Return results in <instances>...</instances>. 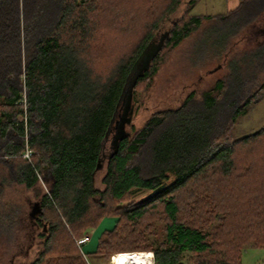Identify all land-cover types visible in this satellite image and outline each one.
Returning <instances> with one entry per match:
<instances>
[{"label":"trees","instance_id":"trees-1","mask_svg":"<svg viewBox=\"0 0 264 264\" xmlns=\"http://www.w3.org/2000/svg\"><path fill=\"white\" fill-rule=\"evenodd\" d=\"M197 2L0 0V223L9 188L40 199L42 245L29 264H113L134 252L152 253L154 264H244L248 249H264V127L229 138L264 90V0L208 17L188 10L174 21L162 51L212 19L225 26L221 47L252 27L257 49L211 89L133 125L104 156L135 62L181 6ZM160 53L138 78L132 105ZM103 223L110 227L83 254L76 240Z\"/></svg>","mask_w":264,"mask_h":264},{"label":"rangeland","instance_id":"rangeland-1","mask_svg":"<svg viewBox=\"0 0 264 264\" xmlns=\"http://www.w3.org/2000/svg\"><path fill=\"white\" fill-rule=\"evenodd\" d=\"M188 10L191 15L206 17L227 12L224 0H198L195 6L184 4L165 24L163 30L156 35L157 39L161 34L168 32L173 27L174 21L179 20ZM257 27L264 29V16L257 21ZM252 29L249 27L238 31L221 47L220 41L227 36L224 23L215 19L204 20L201 27L185 38L177 47L165 48L160 53L158 60L160 66L151 83L144 82L140 88L141 92L139 91L138 100L134 105L135 113L132 124L131 126L125 125L124 130L131 132L133 125L138 129L154 113L167 109H177L193 91L199 93L207 91L217 81L226 79L231 72L232 63H238L235 61L241 62L244 58L250 57L257 49L255 40L258 39V36ZM259 40L260 42L264 41V35ZM263 127L264 90L249 105L247 112L237 118L229 132V138L230 140H237L253 134ZM111 146L112 137L106 141L104 156L109 154ZM105 171L106 162L104 159L102 168L95 177L96 186L100 189L104 188L102 180ZM39 184L45 192L46 184L42 180ZM38 200L40 199L35 197L33 191L28 190L25 186L12 187L7 190L3 198V221L0 223V264H29L39 253L35 252L39 251L40 247L37 242L31 254L35 253L27 258L25 251L30 242L26 236V222L23 221L30 205L38 202ZM13 215L16 219L12 222L11 216ZM108 224L103 223L99 229L84 235V237L90 238V241L84 245L86 251H94L91 249L96 244V236L101 227L102 229L107 228ZM76 244L78 245V240H76ZM112 260L113 257L111 262ZM90 261L92 264H102L101 261L94 258H91ZM243 263L264 264V249H248L243 256Z\"/></svg>","mask_w":264,"mask_h":264},{"label":"water","instance_id":"water-1","mask_svg":"<svg viewBox=\"0 0 264 264\" xmlns=\"http://www.w3.org/2000/svg\"><path fill=\"white\" fill-rule=\"evenodd\" d=\"M170 39V32H165L161 34L160 38L157 39L155 37L152 42L146 47V49L142 52L138 60L135 62L125 85L122 97L120 102H123V108L124 113L119 118V121H116V134L114 135L112 139V149L116 148L118 149V138L123 139L125 135H129L130 132H127L124 130L125 125L131 126L133 121V114H134V105H132V92L134 90V86L138 80V78L143 74L144 70H147L150 68L152 61L158 56V54L162 51L164 46L166 45V42ZM113 118L112 123L114 122ZM109 134H107V138L109 139ZM102 168V163L100 162L97 167V171H99ZM166 188V185H162L156 190H154L152 193L148 194L145 198H143L142 201H145L147 199H150L154 197L155 195L161 193ZM42 212V208L40 206V203H36L35 211L32 213L33 217H38L40 213ZM118 264H122V261L119 260Z\"/></svg>","mask_w":264,"mask_h":264},{"label":"flooded vegetation","instance_id":"flooded-vegetation-1","mask_svg":"<svg viewBox=\"0 0 264 264\" xmlns=\"http://www.w3.org/2000/svg\"><path fill=\"white\" fill-rule=\"evenodd\" d=\"M123 110H124V108L122 106L120 109V112H119V118L121 117V115H123V113H124ZM118 121H119V119H118ZM39 201L40 200H38V202H35L32 205H30L26 216L23 217V221L25 220V222H26V225H25L26 236L30 242L29 246L27 247V250L25 251L27 258H29L35 252H39V251H35L34 253L31 254V252H33L37 242L39 243L38 246L41 247V245H42V240L39 238V233H40V225H39V219H38L39 217H33L32 216V213H34V211H35L36 203H40ZM40 247H39V249H40ZM12 264H14V263H12Z\"/></svg>","mask_w":264,"mask_h":264},{"label":"bare ground","instance_id":"bare-ground-1","mask_svg":"<svg viewBox=\"0 0 264 264\" xmlns=\"http://www.w3.org/2000/svg\"><path fill=\"white\" fill-rule=\"evenodd\" d=\"M119 260L122 264H154L153 254L149 252L118 254L114 257V264H118Z\"/></svg>","mask_w":264,"mask_h":264},{"label":"crops","instance_id":"crops-1","mask_svg":"<svg viewBox=\"0 0 264 264\" xmlns=\"http://www.w3.org/2000/svg\"><path fill=\"white\" fill-rule=\"evenodd\" d=\"M240 1L241 0H224L225 9L227 11L225 14H227V13L235 10L236 8H238ZM217 15H220V14H217ZM109 227H110V224H108L107 228H109ZM95 245L92 247L91 250L94 249ZM247 251L245 253H247Z\"/></svg>","mask_w":264,"mask_h":264},{"label":"built area","instance_id":"built-area-1","mask_svg":"<svg viewBox=\"0 0 264 264\" xmlns=\"http://www.w3.org/2000/svg\"><path fill=\"white\" fill-rule=\"evenodd\" d=\"M24 104H25V101H24ZM23 120L25 121L26 118L24 117ZM24 157L26 159H30V153L29 152H26V154L24 155ZM89 241H90V238L88 236L83 237L82 239L78 240V246H79V248L82 250V246H84ZM82 252H83V250H82ZM83 254H84V252H83Z\"/></svg>","mask_w":264,"mask_h":264}]
</instances>
